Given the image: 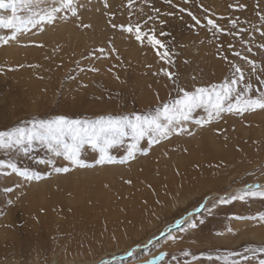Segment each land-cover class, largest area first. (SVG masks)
I'll list each match as a JSON object with an SVG mask.
<instances>
[{"label":"rangeland","instance_id":"rangeland-1","mask_svg":"<svg viewBox=\"0 0 264 264\" xmlns=\"http://www.w3.org/2000/svg\"><path fill=\"white\" fill-rule=\"evenodd\" d=\"M73 2L77 17L61 11L52 24L0 43V130L32 117L58 114L81 119L150 114L158 104L176 98L177 86L191 90L221 82L230 75L229 62L245 70L246 82H251L253 89L249 95L264 90L256 79H264V73L251 75L250 67L233 56V51H240L255 60L258 68L264 64V50L257 47L264 43V36L252 28L259 25L257 12L264 13V0H172V5L164 0H134L131 8L127 0H107V7L105 0ZM241 3L243 9L238 7ZM53 7H60V0H41L37 10ZM153 8L160 9L164 25L148 20L154 15ZM179 8L191 11L202 25L206 24L204 17L214 19L224 31L213 36L202 25L190 27L194 22ZM167 12L173 15H164ZM0 15H10V11L0 10ZM229 20L238 23L232 27ZM136 21L142 27L147 21L144 32L155 28L157 38L171 50L170 64L156 55L163 49H152L146 38L140 43L134 35L112 27L129 22L135 25ZM161 30L170 35L160 36ZM249 32L252 53L241 40L247 41ZM34 34L39 36L29 37ZM0 35L8 36L10 31L0 28ZM161 68L176 75V85ZM194 115L206 114L197 109ZM188 127L192 135L173 134L153 145L147 155L138 152L125 164L96 165L98 153L86 146L82 155L92 167L72 168L68 173H56L38 162L51 156L42 146H35L27 155L15 149L0 150V159L39 171L42 176L26 180L0 168V264H63L68 260L71 264H142L160 252L168 254L164 264H209L201 253L228 256V264H258L264 253L249 249L264 247V219L258 218L264 213V198L225 205L219 198L248 183L264 185V110L224 113L200 126L189 122ZM141 145L147 147L146 141ZM110 152L120 156L124 148ZM55 159L57 166L64 163L62 158ZM90 175L100 178L99 183L89 181ZM63 183L67 184L62 200L77 214L76 227L70 231L63 230L65 217L57 208V192ZM90 190L100 191V198L81 193L75 201L79 191ZM105 194L110 196L106 200ZM36 202L39 208L33 209ZM45 208L52 214L53 234L43 222ZM136 208L145 212L140 221L131 218ZM177 219L182 223L176 224ZM189 223L197 227L190 228ZM147 239L153 243L146 245ZM184 251L198 259L193 262ZM173 255L176 260L171 259ZM214 264L225 262L221 259Z\"/></svg>","mask_w":264,"mask_h":264},{"label":"snow or ice","instance_id":"snow-or-ice-1","mask_svg":"<svg viewBox=\"0 0 264 264\" xmlns=\"http://www.w3.org/2000/svg\"><path fill=\"white\" fill-rule=\"evenodd\" d=\"M40 3L41 0H0V10L7 9L10 11V15H0V28L10 31L8 36L0 35V43L7 44L11 40H16L20 32L40 29L44 24H52L57 18V13L61 11L70 14L72 17L78 16V9L73 0H60V7H53L43 12L37 10ZM133 3L134 0H127L129 8ZM164 3L172 5V0H164ZM107 6V0H105V7ZM238 7L243 9L245 5L241 3ZM152 11L154 15L150 16L148 20L153 23L158 21L160 25H164L166 21L160 19V9L153 8ZM179 11L187 12L191 17L194 25H190V27L202 25L201 19L188 9L179 8ZM21 12L25 15H21ZM129 15L131 16V12ZM164 15L171 16L173 13L167 12ZM257 17L259 25H253L252 28L256 33L264 36V13L258 11ZM204 19L206 24L202 26L206 27L213 36L224 31L214 19H208L207 17H204ZM229 23L232 27H235L238 21L229 20ZM82 26L85 28L90 27V25ZM112 27H119L121 31L134 35L135 40L140 43H143L146 38L152 49H163V52L157 50L156 55L164 63L170 64L172 62L171 50L167 48L161 39L157 38L155 28L153 27L148 32L143 31V27H147V21L143 27L139 21H136L135 25L129 22L127 25L112 24ZM240 31L248 32V29H241ZM229 34L232 33L229 32ZM159 35L163 37L170 34L161 30ZM252 39L251 32H249L247 41H244L241 37L248 53H252ZM228 47L232 49V45ZM257 47L264 50V43L258 44ZM97 51L101 54L105 52L103 48H99ZM111 51L115 52L116 50L112 48ZM233 56L239 57L250 67L251 75H256L257 71L264 73V64L258 68L255 60L243 55L240 51H233ZM221 59L227 60V57H221ZM229 63L230 75L221 82L195 86L191 90L177 86L176 98L158 104L153 113L141 115L133 112L129 115H99L93 119L72 118L63 114L54 115L50 118L32 117L26 121H21L16 126L0 130V150L8 152V150L15 149L27 155L35 146H42L51 156L47 160H39L38 162L51 166L52 171L56 173H68L72 168L92 167L82 155L86 146L93 152L98 153V158L95 159L96 165L125 164L134 159L138 152L147 155L153 145L166 140L173 134L182 135L187 133L189 136L192 135L188 127L189 122L200 126L222 117L224 113L235 112L240 114L256 109L264 110V90L259 91L256 96L249 95L253 89L252 83L246 82L245 70L237 63ZM91 70L96 71L97 69L93 68ZM109 70L111 71V69ZM160 72L176 85L177 77L174 73L167 68H161ZM256 79L264 86V79H261L260 76H257ZM197 109H202L206 115L195 116L194 113ZM141 141H146L147 147H143ZM115 147H123V155H112L110 150ZM55 158H62L64 163L57 166ZM0 168H7L12 174L26 180L42 179L39 171L20 168L11 160L0 159ZM128 182L130 183V181ZM6 191L11 192V189L7 188ZM257 197L264 198V185L248 183L230 194L221 196L219 203L225 205ZM200 207H204V205L201 204ZM258 218L264 219V213L259 214ZM175 223L180 224L182 220L177 219ZM199 223L203 224L204 221L201 220ZM189 227L196 228L197 224L189 223ZM249 251L264 253V247L249 249ZM183 255L185 257L191 255L193 262L198 259L196 255L188 251H184ZM200 255L205 256L209 264H214V261H220L221 259L225 264H228V256L221 257L217 255L213 257L211 254L205 253ZM167 256V253L160 252L151 259L142 261V264H164ZM171 259L176 260L177 257L173 255ZM232 264H236V262L233 261ZM240 264H244V262L241 261ZM258 264H264V259H259Z\"/></svg>","mask_w":264,"mask_h":264},{"label":"bare ground","instance_id":"bare-ground-1","mask_svg":"<svg viewBox=\"0 0 264 264\" xmlns=\"http://www.w3.org/2000/svg\"><path fill=\"white\" fill-rule=\"evenodd\" d=\"M53 26V25H52ZM59 26H58V28L56 29L57 31L59 30ZM47 30H49V29H47ZM45 31H46V29H45ZM60 31V30H59ZM42 32V31H41ZM62 32V31H61ZM33 33V32H32ZM54 33V32H53ZM72 33H74V32H72ZM47 34V33H46ZM61 34H63V32L61 33ZM76 34V33H75ZM51 35V34H50ZM49 35V36H50ZM74 35V34H73ZM19 36V35H18ZM33 36H39L38 34H34V35H30L29 37H33ZM47 36V35H46ZM45 36V37H46ZM53 36V35H52ZM57 36V35H56ZM74 36H76V35H74ZM54 37V36H53ZM58 37V36H57ZM57 37H56V39H57ZM19 38V37H18ZM55 38V37H54ZM53 38V39H54ZM61 38V37H60ZM63 38V37H62ZM19 39H23V38H19ZM16 40H18V39H16ZM47 41V40H46ZM48 42H50L49 40H48ZM10 43V42H9ZM49 45V44H48ZM63 46V45H62ZM17 47V46H16ZM11 49V48H10ZM18 49V48H17ZM12 50V49H11ZM11 50H10V52H11ZM19 52V51H18ZM29 53H30V51H29ZM35 53V52H34ZM41 53V52H40ZM46 53V52H45ZM15 54V53H14ZM33 54V53H32ZM42 54V53H41ZM40 54V55H41ZM43 55V54H42ZM46 55V54H45ZM33 56V55H32ZM39 56V55H38ZM44 56V55H43ZM26 57V56H25ZM57 58V57H56ZM59 58V57H58ZM55 59V58H54ZM16 60V59H15ZM42 60V59H41ZM50 61V60H49ZM50 62H52V61H50ZM41 63V62H40ZM42 64H43V62H42ZM42 66V65H41ZM44 66V65H43ZM46 66V65H45ZM44 68V67H43ZM46 69V68H45ZM44 70V69H43ZM41 76V75H40ZM35 78H37V77H35ZM35 78H33V79H35ZM40 79V78H39ZM41 80V79H40ZM34 81H37V80H34ZM42 81V80H41ZM31 82H32V80H31ZM37 83V82H36ZM35 83V84H36ZM39 83V82H38ZM32 84H34V82L32 83ZM37 85V84H36ZM198 131V130H197ZM207 131V130H206ZM201 134V133H200ZM207 138V137H206ZM194 140V139H193ZM216 140V139H215ZM217 145V144H216ZM222 152V151H221ZM233 156V155H232ZM148 165V164H147ZM150 167H151V165H150ZM146 168H149V166L147 167H145V169H144V171L146 172L147 171V169ZM108 169V168H107ZM98 171V170H97ZM109 171V170H108ZM149 171V170H148ZM92 172V171H91ZM99 172V171H98ZM103 172H105V171H102V172H100L99 174H100V176H101V174L103 175ZM109 172H111V171H109ZM115 172V171H114ZM92 173H94V171L92 172ZM147 173V172H146ZM105 174V173H104ZM114 174V173H113ZM115 174H117V172L115 173ZM115 174H114V176H115ZM72 175V174H71ZM97 175V174H96ZM112 175V174H111ZM95 176V175H94ZM94 176L93 175H90L89 176V178H90V180H89V178H88V180L89 181H91V180H95V182H98V181H100V178H97V179H95L94 178ZM106 176V175H105ZM105 176H103L102 178H103V180L105 179ZM70 178H72L71 176H69ZM73 177H75L74 175H73ZM110 177V176H109ZM67 178V177H66ZM75 179V178H74ZM77 181V180H76ZM79 181V180H78ZM114 181V180H113ZM67 183H70V182H68L67 181ZM67 183H63V184H61V185H63V188H60L59 189V192H57V194H58V198H57V200H58V205H57V208H58V210H59V212L60 213H62L63 215H64V217H65V221H64V224H63V226H62V228H63V230H66V231H70L71 229H73V228H75L76 227V224H75V220H76V213H73L72 212V210L70 211V209L68 208V206L65 204V202L62 200V196H64L63 195V193H64V191H66V189L64 188L65 186L64 185H66ZM99 183V182H98ZM96 185H97V183H96ZM102 185V184H101ZM101 185H100V188H101ZM43 186V185H42ZM61 187V186H60ZM69 187V186H68ZM67 188V187H66ZM98 188V187H97ZM96 188V189H97ZM93 189V188H92ZM82 190V189H81ZM182 192V191H181ZM81 193H83L84 195H85V193H87V195L90 197V198H94V200L96 199H99L100 197H99V195L100 194H102L100 191H98V190H90V191H88V192H85V191H79L78 193H77V195H75V197H74V199H75V201L77 200V201H79V199L82 197L81 196ZM109 196V194H105L104 196H103V199H105V198H107ZM110 197V196H109ZM163 198H165V196H162ZM82 200H83V198H82ZM106 200V199H105ZM91 203V202H90ZM86 204V203H85ZM84 204V205H85ZM91 205V204H90ZM39 206V203H34V204H32V207H33V209H37V208H39L38 207ZM134 207V206H133ZM127 209V208H126ZM36 211V210H35ZM83 211H85V210H83ZM132 213H131V218L133 219V220H141V219H143V217H144V211L142 210V209H137L136 208V210H134V211H131ZM83 213V212H82ZM52 214L49 212V209H47V208H45L44 209V213H43V222H44V224H45V226H46V228L48 229V231L51 233V234H53L54 233V230H55V228L53 227V224H52ZM130 218V219H131ZM129 219V218H128ZM49 233V234H50ZM151 243H153V241L152 240H145V244L146 245H150ZM51 262V261H50ZM49 262V263H50ZM72 262L71 261H67V262H65V263H63V264H71Z\"/></svg>","mask_w":264,"mask_h":264}]
</instances>
